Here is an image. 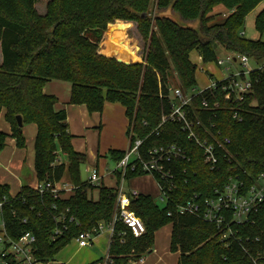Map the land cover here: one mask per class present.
<instances>
[{"label": "trees", "instance_id": "1", "mask_svg": "<svg viewBox=\"0 0 264 264\" xmlns=\"http://www.w3.org/2000/svg\"><path fill=\"white\" fill-rule=\"evenodd\" d=\"M38 2L0 0V113L5 110V119L20 148L26 144L23 126H37L36 177L59 182L67 173L75 190L67 198L63 193L57 197L50 191L40 194L29 186V177L24 178L17 196L11 198L10 186L0 183V199L9 197L5 206L9 226L33 231L37 238L35 255L48 262L81 231L111 220L116 211V189L81 179L80 168L86 155L72 146L66 111H56V97L44 92L48 81L62 80L71 84L69 103L85 104L91 113L102 112L107 101L120 102L129 121L127 135L131 140L144 139L142 152L175 143L189 156V161L176 160V188L170 192L169 203L160 206L149 194L131 196L129 209L142 219L147 231L135 237L127 226L116 222L108 251L114 264H129L145 256L154 246L155 233L169 224L170 251L180 253L177 264H250V258L237 243L224 247L215 224L175 211L195 192L212 197L215 189L223 188L231 178L251 185L264 173V70L251 71L253 87L241 102L235 101L231 92L223 91L220 83L214 97L204 91L193 96L187 107L191 117L199 116L207 125L212 121L221 130V137L230 139L228 152L224 151L216 169L205 164L202 150L186 138L180 123L166 120L159 124L162 103L169 102L171 72L176 73L185 91L198 84L197 65L190 57L193 51L202 55L204 64L214 63L216 41L229 52L246 54L260 64L264 61V41L241 33L246 17L264 0H48L43 11L37 8ZM217 7L227 11V15L213 23L223 14L213 13ZM156 8H172L184 19L198 20L199 30L156 15ZM116 20L137 23L146 46L142 61L131 57L141 58L138 45L129 49L130 56L120 44H103L110 31L128 32L130 25L114 23ZM255 27L261 34L264 32V8L255 18ZM109 34L128 37L123 30ZM160 90L164 100L159 97ZM204 99L211 106L216 99L220 106L207 111L202 105ZM235 112L239 118H234ZM18 115L23 119L22 127L18 126ZM198 131L203 132L200 127ZM6 136L0 130V150ZM60 152L64 161L58 160ZM110 153L116 162L125 155V151ZM143 174L146 173L139 168H128L124 176L119 171L118 177L125 180ZM94 187L99 188L97 200L89 196ZM169 209L173 210L172 216L167 215ZM13 211L19 217H27L28 224H19ZM64 211L76 222L66 221L68 230L53 240L52 231L60 224L57 216ZM251 217L253 222L237 226L240 235L243 241L250 235L252 239L245 245L251 251L264 250V205Z\"/></svg>", "mask_w": 264, "mask_h": 264}, {"label": "built area", "instance_id": "2", "mask_svg": "<svg viewBox=\"0 0 264 264\" xmlns=\"http://www.w3.org/2000/svg\"><path fill=\"white\" fill-rule=\"evenodd\" d=\"M224 15H227V11ZM241 33L245 34L244 31ZM199 60L203 63L201 54ZM238 60H240L241 67L232 73L219 77L208 73V84L202 88L193 87L185 91L181 87H172L169 83V102L168 104L162 103L161 107L162 116L159 125L166 120L180 123L186 138L202 150L203 160L211 170L217 168L224 151L228 152L227 145L230 143V139L222 138L221 130L217 129L212 121L207 125L203 118L199 116L191 117L187 107L190 106L193 96L204 91L209 92L214 97L220 83H222V90L231 92L235 101H243L245 95L253 87V81L250 77L251 71L256 68L264 70V61L258 67L251 68L249 66L251 58L248 55L230 52L225 60L217 58L214 64L223 66L227 62L232 63ZM204 69L205 67L200 65V70L204 71ZM226 70L228 71L229 67H226ZM188 91L191 93H188ZM164 96V93L160 90V99L164 100ZM229 96L230 93L226 97L229 98ZM202 105L207 111L212 112L220 106V102L215 99L213 106H211L210 101L204 99ZM213 116H215V113H213ZM234 118H239L238 112H235ZM199 127L202 128L203 132L198 131ZM129 138L130 146L123 158L117 162V168L120 169L122 176L128 168L131 170L139 168L143 172L151 174L158 183L160 200L165 204L169 203L171 201L170 192L176 188V160L189 161L187 151L175 143H169L149 147L142 152L141 147L144 139L135 138L131 140V137ZM88 172L89 178L87 181L93 185L99 184L101 176L98 169L91 168L88 169ZM29 186L40 194L50 191L57 197L64 192L72 193L75 190V185L71 182L68 183L63 180L53 182L48 177L44 180H39L36 177L35 182L29 183ZM123 190V185L120 184V187L117 188L116 211L112 219L100 221L97 227L91 230L81 231L73 239L78 247L84 248L92 245L96 236L104 231H109L111 242L116 222H121L127 226L135 237H141L146 233L147 229L142 219L129 209L131 196H138L139 193L133 190L129 194ZM17 194H10V197L15 198ZM8 201L9 197L7 196L0 199V264H53V261L45 262L35 255L37 238L33 231L28 229H19L18 231V228L9 226L5 214V206ZM263 205L264 173H261L251 185H247L237 177L231 178L223 188L215 189L212 197H205L202 193L195 192L185 202L179 204L175 212L180 215H196L205 222L215 224L219 229V238L224 247H230L237 243L250 258V264H264V250L251 251L250 247L245 245V242H249L252 238L250 235H246L243 241L240 229L237 227L252 221L251 215L262 208ZM66 214V211L58 214L57 221L60 224H57L52 231L51 238L53 240L68 230L66 221L76 222L73 216L67 217ZM167 215L172 216L173 210L169 209ZM12 216L17 218L19 224H28L27 217H19L15 211L12 212ZM122 242H124L123 239ZM143 261L144 256L131 260L129 264H142ZM96 264H114V259L108 252Z\"/></svg>", "mask_w": 264, "mask_h": 264}, {"label": "crops", "instance_id": "3", "mask_svg": "<svg viewBox=\"0 0 264 264\" xmlns=\"http://www.w3.org/2000/svg\"><path fill=\"white\" fill-rule=\"evenodd\" d=\"M218 9H220V11L218 12H222L223 14L226 12L221 8ZM118 30L121 29L108 32L106 37L104 38L105 41L103 42L108 46H112L116 43H120L119 40L124 38L118 34H113L110 39H107L109 33H114L115 31ZM125 32L128 35V37L124 39L126 40L125 47L128 51V54L130 55L129 49L134 45L129 46L127 44L130 43L129 41L130 38L128 32L127 31ZM199 56L200 54H198V59ZM131 57L134 60L141 61V58L137 59L133 56ZM0 64H2L1 45H0ZM207 84H208V76H207ZM44 92L47 94H52L56 97V102L54 104V109L56 111H61V110L66 111V115H67L66 124L68 127V132L72 135L71 143L73 148L77 152L83 154L88 152L91 157L93 158L96 157L97 158L96 160H98V156L100 155L101 151L102 152H106L107 150L125 151L126 149L129 148L130 138L128 139V136L126 134L129 121L125 114V107L120 102H106L102 112L91 113L89 112L85 104L69 103L70 95H71V84L67 81L50 80L44 86ZM118 103L119 105H121L120 107L117 106ZM111 110H113L115 114L119 113L118 116L119 124L114 129L113 133L110 136V139H107V142L102 143L101 140H99L98 138V142L96 141L95 143V140L93 139V135H97L98 137L101 136L103 129L105 127L106 113ZM0 130L5 134H7L4 147L2 148V150H0V183L8 184L10 186V194L15 195L18 192H20L24 178H28V176L24 173L25 167H28L31 170L30 183H34L36 180V175L34 171V162H35V140L37 135V126L35 124H27L23 126V132L26 138V142H25L26 144L24 147L20 148L17 146L16 139L12 136L11 125L9 124V122L6 121L5 110L3 109L0 113ZM103 146L105 149L102 150ZM119 171L120 169L117 168V164H116V168L110 171L107 175L103 176L100 174L101 178L99 184L96 185H105L107 187L114 188L116 190L118 187H120V184L124 186L125 180H122L118 177ZM63 181L70 182L69 179L65 180V178H63ZM133 190H136L138 193H141V191L136 187L129 188L126 193H129ZM70 194L71 193L64 192L63 196L67 198ZM89 196L92 199L97 200L99 197V188L94 187L92 190H89ZM161 229H159L155 233L154 246L152 250L144 256V261L142 262V264H177L178 263L180 253L175 252L177 253V255L175 256L174 259L171 256V251H170L171 230H170L169 245L166 248V250L160 252L159 249L157 248V236L159 235ZM105 234H108L110 237L109 231H104L96 236V238L93 241V244L95 240H97V238L104 236ZM75 245L77 247L76 250L83 249L78 247L77 243ZM59 264H65V263L60 262Z\"/></svg>", "mask_w": 264, "mask_h": 264}, {"label": "rangeland", "instance_id": "4", "mask_svg": "<svg viewBox=\"0 0 264 264\" xmlns=\"http://www.w3.org/2000/svg\"><path fill=\"white\" fill-rule=\"evenodd\" d=\"M48 0H39L37 3V8L39 11H43L45 9L46 3ZM264 8V3H261L258 5L247 17L245 20V24L243 26V31L245 32V36L248 38L252 39H262L264 41V32L261 34L255 27V18L257 14L261 11V9ZM220 11L218 7L214 10V14ZM156 15L159 16H165L169 17L179 25L183 27H189L195 30H199L200 23L198 20H188L182 18L177 12L172 10V8H167V9H158L156 8L155 10ZM225 17L224 14L219 15L216 17L213 23L220 22L222 19ZM120 22L122 24H129L130 28L128 29L129 33V41L130 43H127L129 46L133 45H138L139 49L141 51V61L143 60L144 52L146 49L145 42L142 39V36L140 35L138 29H137V23L134 21H125V20H116L114 23ZM112 23V24H114ZM111 25V24H110ZM109 25V26H110ZM117 30V29H115ZM124 30V29H121ZM126 31V30H125ZM107 35V34H106ZM106 37V36H105ZM112 35L108 34V38L110 39ZM105 41V40H103ZM128 41V40H127ZM120 44L122 46H126V40L120 39L119 40ZM102 44V43H101ZM104 45H106L103 42ZM114 44V45H116ZM112 45V46H114ZM215 45V50H216V55L217 58H221L223 60L226 59V57L230 54L229 51H227L219 42L214 43ZM108 46V45H107ZM126 48V47H125ZM101 49V45H100ZM127 50V49H126ZM128 53V51H127ZM198 51H193L191 54V59L194 61V63L197 65V72H196V77H197V88H202L206 86L207 84V74H213L216 77L219 76H225L229 73H232L236 69L240 68V60L232 62V63H225L223 66H217L214 63H201L198 59ZM140 61V60H139ZM211 64V65H210ZM259 62L255 60H250L249 66L251 68H256L259 66ZM200 65H203L205 67L204 71L200 70ZM226 67H229V70H226ZM170 86L172 87H181L179 80L177 78V75L175 72H171L170 74ZM188 93H191L188 91ZM108 102V101H107ZM106 103V102H105ZM111 104V103H110ZM119 105V103L117 104ZM119 113L115 114L113 110L109 111L106 113L105 117V127L103 129V132L100 137L97 135H93V139L98 142L101 140L102 143L107 142V139H110L111 134L113 133L114 129L118 126V117ZM127 129V128H126ZM127 134V132H126ZM128 136V135H127ZM129 139V136H128ZM96 149V148H95ZM105 149L104 146L102 147V150ZM127 150V149H126ZM125 150V151H126ZM58 158L59 161H64L65 156L62 152L58 153ZM86 155V161L81 165L80 168V176L81 179L86 181L89 178V172L88 169L91 168H98L99 172L101 175H107L110 171L116 168L117 162L114 160V158L111 156L110 151L106 152H100V155L98 156V160H96V157H91L90 154L87 152L85 153ZM97 155V154H96ZM68 164V162H66ZM24 173L30 177L31 181V170L28 167L24 168ZM65 180L69 179L68 174H65ZM69 183V182H68ZM124 191L127 192L129 188H134L136 187L141 191L143 194H149L154 199L156 202L160 205L163 206L165 203L160 200V190L158 188L157 182L155 181L154 177L151 174H143L140 176H136L133 178L125 179L124 181ZM171 225H166L163 227L157 236V248L159 249L160 252H163L166 250V248L169 245V238H170V230H171ZM76 243L74 240H72L69 245H67L63 250H61L56 256L55 259L53 260V264H59L65 263V264H90L91 262L100 259L101 257H105L110 246V237L108 234H105L104 236H101L95 240L94 244L87 246L83 249L76 250L77 247L75 245ZM177 253L171 252V256L174 259ZM170 258V257H169Z\"/></svg>", "mask_w": 264, "mask_h": 264}, {"label": "water", "instance_id": "5", "mask_svg": "<svg viewBox=\"0 0 264 264\" xmlns=\"http://www.w3.org/2000/svg\"><path fill=\"white\" fill-rule=\"evenodd\" d=\"M119 61H123V60H121V59H119V58H117ZM125 63H130V62H126V61H124ZM17 123H18V126L19 127H22L23 126V119H22V117L20 116V115H18L17 116Z\"/></svg>", "mask_w": 264, "mask_h": 264}]
</instances>
